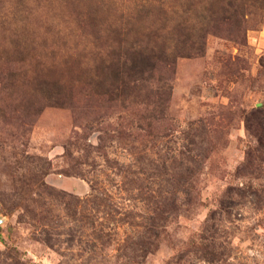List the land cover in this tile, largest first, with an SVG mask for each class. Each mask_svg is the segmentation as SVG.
<instances>
[{"label":"rangeland","instance_id":"374dc122","mask_svg":"<svg viewBox=\"0 0 264 264\" xmlns=\"http://www.w3.org/2000/svg\"><path fill=\"white\" fill-rule=\"evenodd\" d=\"M0 264H264V0H0Z\"/></svg>","mask_w":264,"mask_h":264}]
</instances>
